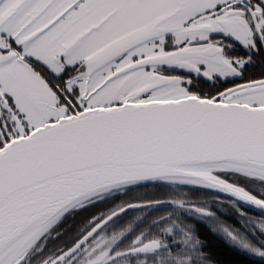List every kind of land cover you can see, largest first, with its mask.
<instances>
[{
  "label": "snow or ice",
  "instance_id": "snow-or-ice-1",
  "mask_svg": "<svg viewBox=\"0 0 264 264\" xmlns=\"http://www.w3.org/2000/svg\"><path fill=\"white\" fill-rule=\"evenodd\" d=\"M237 42L260 62L246 69ZM146 180L264 209V0H0V264H212L175 210L123 244L144 213L105 227L162 200L95 212L70 245L42 251L69 209ZM221 227L264 258V241Z\"/></svg>",
  "mask_w": 264,
  "mask_h": 264
},
{
  "label": "trees",
  "instance_id": "trees-1",
  "mask_svg": "<svg viewBox=\"0 0 264 264\" xmlns=\"http://www.w3.org/2000/svg\"><path fill=\"white\" fill-rule=\"evenodd\" d=\"M227 175L232 176L231 173ZM171 195H182L200 207L211 209L212 214L202 215L189 208L176 209V206L171 202L163 200L164 197ZM134 200H162V202L127 211L108 227L117 228L133 219L138 213H144L141 221L134 228L137 229L144 226V223L152 217L175 210L198 237V251L204 253L205 258L212 264H264V258L242 248L221 227V225L229 227L253 242L261 244L264 238L255 232L257 228L255 218L264 216L263 213L205 189L173 184H147L116 190L104 195L101 200L94 199L92 202L68 212L57 225L53 226L50 234H46V244H50L49 251H55L64 242H72L77 236V233H74L75 229L79 230L89 215L95 212H105L121 202ZM151 231L160 235L159 224L153 225ZM167 240L172 241L173 237L168 236ZM169 246L175 249L181 247V244L175 242ZM42 251L48 252L45 248ZM40 254L36 253L30 256L26 264H34L36 257Z\"/></svg>",
  "mask_w": 264,
  "mask_h": 264
},
{
  "label": "water",
  "instance_id": "water-1",
  "mask_svg": "<svg viewBox=\"0 0 264 264\" xmlns=\"http://www.w3.org/2000/svg\"><path fill=\"white\" fill-rule=\"evenodd\" d=\"M173 170H177V169H173ZM179 170H181V171H191L193 174H197V175L199 174V172L196 171V170H190V169H179ZM147 184H166V185H169V184H172V183H171V182H168V181H163V180H146V181H140V182H137V183H135V184H130V185L123 186V187L120 188V189H114V190H112V191H110V192H107V193H105V194H102L101 196L106 195V194L111 193V192H114V191H116V190H121V189L129 188V187H133V186H138V185H147ZM175 185L192 186V187H197V188L205 189V190H208V191L214 192V193H216V194H218V195H220V196H223V197H225V198H228V199H230V200L236 201L237 203H239L240 205H243L244 207L252 208V209H254V210H256V211H259V212H261V213L264 214V209L259 208V207L255 206V205H253V204H251V203H249V202H246V201L240 200V199L234 197L233 195H231V194H229V193L222 192V191H220V190H218V189L210 188V187H207V186H201V185L187 184V183H176ZM101 196H100V197H101ZM93 200H94V199H93ZM91 201H92V200H91ZM89 202H90V201H89ZM153 205H156V204H153ZM81 206H83V205H81ZM81 206H80V207H81ZM146 206H150V205H145V206H142V207H146ZM134 208H138V207H129V208H125L123 212L118 213L117 216H115V217L112 218V220L115 219V218H117V217H119V216H121V215L124 214L125 212L134 209ZM74 209H76V207H74V208H72V209H69L66 213H64V215L67 214L68 212L74 210ZM64 215H63V216H64ZM112 220H111V221H112ZM109 222H110V221H109ZM109 222H108V223H109Z\"/></svg>",
  "mask_w": 264,
  "mask_h": 264
},
{
  "label": "flooded vegetation",
  "instance_id": "flooded-vegetation-1",
  "mask_svg": "<svg viewBox=\"0 0 264 264\" xmlns=\"http://www.w3.org/2000/svg\"><path fill=\"white\" fill-rule=\"evenodd\" d=\"M216 35V34H214ZM230 54H233V55H252L253 56V62H251L249 65L246 66V69L253 66V64L255 63H259L260 62V59H261V53L260 52H252V53H249L247 49H245L243 46H240L237 42V46L234 47V48H231L228 50ZM101 200V199H100ZM118 218V217H117ZM117 218L113 219L112 221H110L105 227L111 231L112 229H114V227H108L109 224H111L113 221H115ZM139 228L137 229H133V231H130L128 232L125 237H123L121 239V241H119L118 243L119 244H123L127 239H130L134 234H135V231L138 230ZM79 230H76L74 231V233H77L78 234ZM71 242H64L62 243V245H60L59 247L61 246H68L70 245ZM58 247V248H59ZM45 249H47V251H49V248H50V244H46Z\"/></svg>",
  "mask_w": 264,
  "mask_h": 264
},
{
  "label": "rangeland",
  "instance_id": "rangeland-1",
  "mask_svg": "<svg viewBox=\"0 0 264 264\" xmlns=\"http://www.w3.org/2000/svg\"><path fill=\"white\" fill-rule=\"evenodd\" d=\"M121 190H123V189H121ZM103 196H104V195H103ZM103 196H101V197H99V198H97V199L100 200V199L103 198ZM97 199H96V200H97ZM90 202H92V201H90ZM256 225H257V222H256ZM255 230H256V231H255L256 233H258L259 235H261V236L264 238V232H261V230L258 228V226H257V228H256ZM189 231H192V229L189 228ZM168 236H171V235H170V234L167 235L166 238H167ZM177 242H178V241H177ZM178 243H180V242H178ZM180 244H181V243H180ZM181 247H187L188 250H191L189 246H185V245H182V244H181ZM198 247H199V244H198Z\"/></svg>",
  "mask_w": 264,
  "mask_h": 264
}]
</instances>
